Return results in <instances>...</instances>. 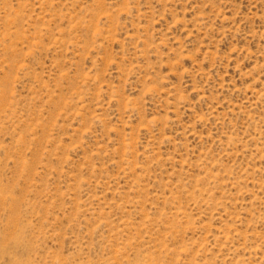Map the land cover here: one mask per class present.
I'll list each match as a JSON object with an SVG mask.
<instances>
[{"label": "rangeland", "instance_id": "374dc122", "mask_svg": "<svg viewBox=\"0 0 264 264\" xmlns=\"http://www.w3.org/2000/svg\"><path fill=\"white\" fill-rule=\"evenodd\" d=\"M0 264H264V0H0Z\"/></svg>", "mask_w": 264, "mask_h": 264}]
</instances>
